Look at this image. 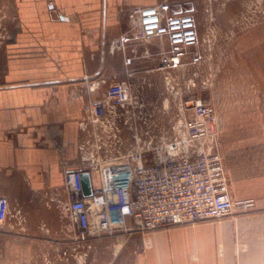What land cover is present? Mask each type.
Instances as JSON below:
<instances>
[{
  "label": "crops",
  "instance_id": "1",
  "mask_svg": "<svg viewBox=\"0 0 264 264\" xmlns=\"http://www.w3.org/2000/svg\"><path fill=\"white\" fill-rule=\"evenodd\" d=\"M11 1L15 29L0 86V196L8 200L10 215L0 239H19L6 248L24 260L39 239L69 238L59 206L66 198L62 162L70 171L85 167L79 122L85 103L105 89L86 86L124 79L122 57L107 54L103 44L124 32L121 5L156 0ZM239 162L258 165L245 166L253 175L237 177L232 192L236 199H251L247 212L147 232L123 217L111 226L121 230L114 237L125 235L130 248L135 245V264H264V156ZM88 172L93 190L99 188L102 171Z\"/></svg>",
  "mask_w": 264,
  "mask_h": 264
},
{
  "label": "rangeland",
  "instance_id": "2",
  "mask_svg": "<svg viewBox=\"0 0 264 264\" xmlns=\"http://www.w3.org/2000/svg\"><path fill=\"white\" fill-rule=\"evenodd\" d=\"M159 1L149 5H126L142 18L143 35L151 31L146 23L158 15L155 5ZM172 1L184 2L191 10L195 8L204 40L205 64L185 71L162 70L163 53L157 41L152 38L139 41L146 49L131 68L132 102L118 112L120 115L114 116L116 120L111 127L100 131L105 143L101 150L96 148L94 135L100 128L91 124L82 132L85 169L97 172L100 166L113 169L118 159L128 153L133 135L140 138L141 146L148 140L144 139L146 130L157 142L158 131L163 128L167 142L171 141L174 138L172 127L180 115H187L196 101H202L214 112V142L223 160L231 195L235 200H251L236 199L233 193L237 189V177L253 175L252 170L245 173V166L251 169L258 166L240 164L239 160L244 156H264V0ZM123 6L119 12L120 9L127 10ZM121 14L126 19V15ZM14 29L12 1L0 0V86L5 49ZM128 30L126 19L124 32L119 36ZM91 85L87 84V91L88 88L91 92L98 91V82ZM125 110L128 112L123 115ZM130 125H133V132L129 130ZM113 134H117L122 142L119 152L110 141ZM128 183L129 179L124 178L107 180L109 205L115 206L118 200L127 197ZM111 186L118 187L113 189ZM238 212L241 211L234 213ZM115 231L121 230L103 231L99 238L85 242L74 239V232L69 233L71 239H39L31 259L24 260H20L21 254H18L20 259H14L13 250L6 248L19 239H0V264H135V245L130 248L125 235L114 237Z\"/></svg>",
  "mask_w": 264,
  "mask_h": 264
},
{
  "label": "built area",
  "instance_id": "3",
  "mask_svg": "<svg viewBox=\"0 0 264 264\" xmlns=\"http://www.w3.org/2000/svg\"><path fill=\"white\" fill-rule=\"evenodd\" d=\"M123 7L127 10L120 9V12L126 15L129 30L105 42L103 47L107 54L122 57L124 79L113 77L98 82L105 89L97 99L85 103L79 122L82 132L91 124L100 128L99 133L94 134L98 150L105 144L100 131L111 127L116 120L114 116L120 115L118 112L132 102L131 68L146 49L139 41L147 38L157 41L163 53L162 70L185 71L203 66L207 60L195 8L188 11L184 2L160 0L155 5L158 15L146 23L151 31L143 35L142 18L126 5ZM88 91L91 90L88 88ZM182 115L172 127L174 138L171 141L167 142L163 128L158 131L157 142L146 130L144 139L148 140H144L142 146L140 138L133 135L128 153L118 159L113 169L100 166L101 184L90 197L83 196L81 173L86 171L85 167L70 171L67 162H62L66 198L59 206L66 217L64 230L68 235L74 232V239L85 242L93 233L99 236L103 231H111L112 224H119L123 217L132 218L136 227L147 232L221 219L234 211L251 209V200H235L231 195L223 160L214 142L213 110L204 102L196 101L190 113ZM129 130L133 132V125ZM110 141L119 152L122 142L117 134H113ZM81 162L85 166L83 160ZM120 178L129 179L130 192L115 206L109 205L107 180ZM9 215L8 200L0 196V229Z\"/></svg>",
  "mask_w": 264,
  "mask_h": 264
},
{
  "label": "water",
  "instance_id": "4",
  "mask_svg": "<svg viewBox=\"0 0 264 264\" xmlns=\"http://www.w3.org/2000/svg\"><path fill=\"white\" fill-rule=\"evenodd\" d=\"M187 10L189 11L191 10V8ZM81 182H82V188H83V196L90 197L92 195L93 188L91 185L90 173L88 171H83L81 173Z\"/></svg>",
  "mask_w": 264,
  "mask_h": 264
},
{
  "label": "bare ground",
  "instance_id": "5",
  "mask_svg": "<svg viewBox=\"0 0 264 264\" xmlns=\"http://www.w3.org/2000/svg\"><path fill=\"white\" fill-rule=\"evenodd\" d=\"M84 78H85V76H84ZM116 220H117V218H116ZM115 221V220H114ZM113 222V221H112Z\"/></svg>",
  "mask_w": 264,
  "mask_h": 264
}]
</instances>
